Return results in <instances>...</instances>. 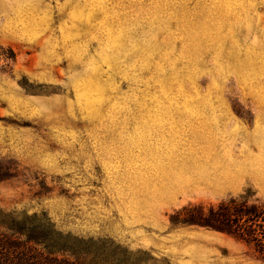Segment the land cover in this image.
<instances>
[{
	"label": "rangeland",
	"instance_id": "374dc122",
	"mask_svg": "<svg viewBox=\"0 0 264 264\" xmlns=\"http://www.w3.org/2000/svg\"><path fill=\"white\" fill-rule=\"evenodd\" d=\"M0 163V264H264L168 222L264 202V0H0Z\"/></svg>",
	"mask_w": 264,
	"mask_h": 264
},
{
	"label": "trees",
	"instance_id": "16d2710c",
	"mask_svg": "<svg viewBox=\"0 0 264 264\" xmlns=\"http://www.w3.org/2000/svg\"><path fill=\"white\" fill-rule=\"evenodd\" d=\"M5 170L0 163V181L8 176ZM253 196L248 190L216 204H189L170 214L168 222L173 228L194 226L224 234L264 263V202Z\"/></svg>",
	"mask_w": 264,
	"mask_h": 264
}]
</instances>
